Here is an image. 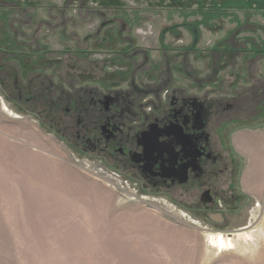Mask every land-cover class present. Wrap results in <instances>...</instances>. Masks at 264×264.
Returning <instances> with one entry per match:
<instances>
[{
    "label": "rangeland",
    "instance_id": "obj_1",
    "mask_svg": "<svg viewBox=\"0 0 264 264\" xmlns=\"http://www.w3.org/2000/svg\"><path fill=\"white\" fill-rule=\"evenodd\" d=\"M181 94L211 105L216 161L173 183L106 143L89 101L129 106L132 139ZM250 131L264 0H0V264H264Z\"/></svg>",
    "mask_w": 264,
    "mask_h": 264
},
{
    "label": "flooded vegetation",
    "instance_id": "obj_2",
    "mask_svg": "<svg viewBox=\"0 0 264 264\" xmlns=\"http://www.w3.org/2000/svg\"><path fill=\"white\" fill-rule=\"evenodd\" d=\"M104 99L91 97L89 101L91 106L95 104L105 107V122L102 126L105 142L115 141L119 137L117 153L129 159L147 179L173 183L181 178L182 169H185L188 177L190 172L199 175L203 172L202 164L205 160L216 161L207 132L212 116L210 104L183 94L176 96L144 128L127 135L132 139H125V120L130 114L137 116L136 113L129 106L113 111L111 105L115 103L114 99ZM157 134V143L170 152L161 154L158 151H146L142 142H150L151 135Z\"/></svg>",
    "mask_w": 264,
    "mask_h": 264
},
{
    "label": "crops",
    "instance_id": "obj_3",
    "mask_svg": "<svg viewBox=\"0 0 264 264\" xmlns=\"http://www.w3.org/2000/svg\"><path fill=\"white\" fill-rule=\"evenodd\" d=\"M246 154L254 156L255 159L262 163L264 159V131L253 132L246 134Z\"/></svg>",
    "mask_w": 264,
    "mask_h": 264
},
{
    "label": "water",
    "instance_id": "obj_4",
    "mask_svg": "<svg viewBox=\"0 0 264 264\" xmlns=\"http://www.w3.org/2000/svg\"><path fill=\"white\" fill-rule=\"evenodd\" d=\"M151 139L150 142H142L144 143V146L146 147V151L148 152H155L158 151L159 153H164L165 151H169L168 148H165L163 146H161L160 144L157 143L156 138H158V134L157 135H151ZM150 138V137H149ZM187 180V175H186V171L185 169L181 170V178L179 179L180 182H184Z\"/></svg>",
    "mask_w": 264,
    "mask_h": 264
},
{
    "label": "bare ground",
    "instance_id": "obj_5",
    "mask_svg": "<svg viewBox=\"0 0 264 264\" xmlns=\"http://www.w3.org/2000/svg\"><path fill=\"white\" fill-rule=\"evenodd\" d=\"M216 220V217H215ZM218 221V220H217ZM220 222V221H219ZM160 234V233H159ZM149 235V234H148ZM160 237V236H159ZM163 237V236H162ZM187 239V238H186ZM167 242V241H166ZM220 245H223V242L220 243ZM121 252V251H120ZM112 256V255H111ZM140 256V255H139ZM143 258V257H142ZM134 263V262H133ZM130 264V263H129ZM158 264V263H157Z\"/></svg>",
    "mask_w": 264,
    "mask_h": 264
}]
</instances>
